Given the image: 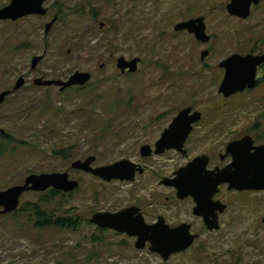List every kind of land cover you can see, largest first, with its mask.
Segmentation results:
<instances>
[{
  "label": "rangeland",
  "instance_id": "obj_1",
  "mask_svg": "<svg viewBox=\"0 0 264 264\" xmlns=\"http://www.w3.org/2000/svg\"><path fill=\"white\" fill-rule=\"evenodd\" d=\"M11 1L0 0V9ZM230 1L48 0L44 7L55 9L45 17L0 22V94L10 92L0 105V134L14 143L0 157V191L41 174L66 173L79 185L50 202H43L50 190L25 193L14 213L0 215V264H264L263 193L219 187L213 200L226 210L210 232L193 214L192 198L178 200L175 188L161 184L201 156L209 159L208 170L222 169L231 162L221 159L227 145L245 135L264 146V66L253 90L228 99L218 92L220 62L264 54V1L251 7L246 20L228 15ZM53 15L58 21L45 35ZM196 18L204 19L210 37L205 45L173 30ZM205 50L209 54L201 61ZM34 57L42 60L33 71ZM118 58L139 59L137 71L122 74ZM76 72L91 75L84 89L60 92L33 84L38 77L66 81ZM20 78L24 85L14 91ZM186 108L201 114L184 144L186 153L143 158L140 149L154 151ZM88 157L95 158L93 169L128 161L143 173L133 181L105 182L71 169ZM34 205L52 221L72 218L75 230L36 229ZM131 207L147 225L161 217L171 229L189 225L197 238L187 251L163 261L149 243L138 250L136 238L89 223L96 213Z\"/></svg>",
  "mask_w": 264,
  "mask_h": 264
},
{
  "label": "water",
  "instance_id": "obj_2",
  "mask_svg": "<svg viewBox=\"0 0 264 264\" xmlns=\"http://www.w3.org/2000/svg\"><path fill=\"white\" fill-rule=\"evenodd\" d=\"M48 0H12L11 3L0 9V22L23 19L28 16H45L47 9L44 4ZM264 0H231L226 6L229 16L241 20L248 19L252 6H257ZM57 21V18L45 26L47 35ZM103 24L99 28L102 29ZM174 32L187 31L192 34L196 41L205 45L210 37L206 34L203 18H196L187 22L179 23L174 27ZM209 52L200 53L203 61ZM42 57H34L31 61V70H35ZM139 59L126 61L124 58L116 60V68L122 73L132 74L137 71ZM264 64V54L261 55H231L219 63V69L224 70V77L218 92L224 99H228L245 91L253 90L257 85V70ZM102 67V66H100ZM91 81L88 73L76 72L66 81L45 80L36 78L33 84L36 87H56L60 91H66L73 87H83ZM24 85L20 78L14 91ZM10 92L0 94V105ZM201 120V114L186 108L181 110L165 129L155 144V150L143 146L140 155L143 158L154 155H162L165 151H177L184 155V144L193 131V126ZM250 136L231 142L225 149L226 156H231V162L222 169L208 170L209 159L201 156L193 159L185 167L174 173L173 179H164L162 185L177 190L176 198L184 200L192 198L195 207L193 214L201 217L208 231L218 229V216L226 210V206L215 202L213 199L219 192V187L226 185L228 191L241 192H264V147L253 146ZM253 150V151H252ZM95 161L94 157H88L85 161H75L70 167L76 171H82L93 175L105 182L133 181L137 174H142L143 169L128 161H120L107 167L91 168ZM76 181L68 179L67 174H41L28 176L22 185L0 191V215L14 213L19 206L21 197L28 192L43 193L53 190L63 194L73 193L78 189ZM91 225L99 229L111 230L125 234L130 238H136L135 249H144L149 243V251L167 261L171 256L187 251L196 240L197 236L190 232V226L182 224L176 228H169L164 220L159 217L157 222L147 225L139 210L135 207L127 208L115 214L96 213L89 219Z\"/></svg>",
  "mask_w": 264,
  "mask_h": 264
},
{
  "label": "trees",
  "instance_id": "obj_3",
  "mask_svg": "<svg viewBox=\"0 0 264 264\" xmlns=\"http://www.w3.org/2000/svg\"><path fill=\"white\" fill-rule=\"evenodd\" d=\"M58 13H61V11H58ZM84 87L85 86L73 87L70 89L79 90V89H84ZM13 144L14 143H12V139L10 137L0 134V157L3 156L5 153L9 152V149L13 151L14 150L12 147ZM56 155L64 157V154L61 152L56 153ZM61 194L63 195V193L50 190L47 193V197L43 199V202H50L57 196H60ZM30 211L34 218L33 224L36 229L60 228V229H66V230H71V231L75 230V227H76L75 222L70 217L60 216L54 221H52L50 219V216L46 215L45 211H43L42 208L36 205L32 206Z\"/></svg>",
  "mask_w": 264,
  "mask_h": 264
},
{
  "label": "flooded vegetation",
  "instance_id": "obj_4",
  "mask_svg": "<svg viewBox=\"0 0 264 264\" xmlns=\"http://www.w3.org/2000/svg\"><path fill=\"white\" fill-rule=\"evenodd\" d=\"M54 3H56V2H54ZM54 3H53V4H54ZM50 7H51V6H50ZM55 7H56V6H55ZM46 9H47V8H46ZM53 9H55V8H53ZM53 9H52V8L47 9V13H46L45 16H47V15H48V12H49V11H52ZM45 16H42V17H45ZM34 17H40V16H34ZM55 17L57 18L56 15H53L52 18H51L49 21L51 22V21L53 20V18H55ZM57 21H58V18H57ZM57 21H56L55 23H57ZM50 22H49V23H50ZM49 23H46L45 26H46L47 24H49ZM55 23H54L53 26L51 27L50 31L53 29ZM45 26H44V29H45ZM50 31H49V33H50ZM49 33H48V34H49ZM48 34H47V35H48ZM262 66H264V64H262L260 67H262ZM260 67H259V68H260ZM259 68H258V70H259ZM258 70H257V71H258ZM33 71H34V70H33ZM38 78H39V77H38ZM40 78H42V77H40ZM34 86H35V85H34ZM38 88H39V87H38ZM40 88H41V87H40ZM42 88H44V87H42ZM45 88H52V87H45ZM59 91H60V90H59ZM60 92H64V91H60ZM253 146L259 147L260 145H256L255 143H253ZM263 147H264V146H263ZM252 151H253V150H252ZM224 158H230V160H231V156H230V155L226 156V154H225L224 156L221 157V159H224ZM241 193H255V194H261V193H263V194H264V192H251V191H250V192H241ZM261 223L264 225V219L261 220Z\"/></svg>",
  "mask_w": 264,
  "mask_h": 264
}]
</instances>
